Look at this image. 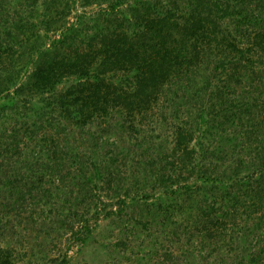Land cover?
<instances>
[{"label": "trees", "instance_id": "trees-1", "mask_svg": "<svg viewBox=\"0 0 264 264\" xmlns=\"http://www.w3.org/2000/svg\"><path fill=\"white\" fill-rule=\"evenodd\" d=\"M78 2L97 3L101 11H76L73 20L59 23L58 9L67 17ZM122 3L34 0L41 12L32 27L43 24L54 36L38 45L37 31L27 46L23 24L17 47L9 38L0 41V63L15 60L21 76L10 89L0 65V94L48 92L47 107L59 124L96 132L138 124L136 116L146 112H175L181 99L185 111L166 146L171 160L157 172L170 197L151 201L152 213L135 225L146 226L149 239L159 236L160 226L171 241L184 234L198 246L192 255L204 257L200 249H209V264H264V16L234 11L229 0ZM53 138L62 144L60 134ZM96 138L93 177L120 196L122 211L124 165L113 158L114 142ZM118 210L100 209L103 216ZM77 222L80 229L73 232L84 241L93 226L83 216Z\"/></svg>", "mask_w": 264, "mask_h": 264}, {"label": "rangeland", "instance_id": "rangeland-1", "mask_svg": "<svg viewBox=\"0 0 264 264\" xmlns=\"http://www.w3.org/2000/svg\"><path fill=\"white\" fill-rule=\"evenodd\" d=\"M139 1L123 0L122 4L128 8ZM229 1L234 11L264 16V0ZM76 9L67 17L58 9L55 18L64 23L73 20L76 11L86 9L88 15L101 11L97 3L83 7L78 2ZM40 12L34 0H0V41L9 38L10 44L17 47L21 38L15 35L16 30H22L24 24L25 38H30L25 40L27 46H31L37 31V44L48 45L54 33L46 34L43 24L32 27ZM15 63L8 59L0 63L7 71L2 77L10 76L5 84L10 89L21 79ZM66 84L64 79L59 91ZM48 95L0 94V264H63L65 257L68 264H209V256L205 258L209 249H200L205 251L204 257L202 252L192 255L198 246L184 234L171 241L170 235L164 237L166 228L160 226L159 236L149 239L146 226L135 225L152 213L151 201L170 197V192L164 194L166 184L157 172L171 160L167 140H171V129L185 111L182 100L177 99L175 112H146L136 116L138 124L121 129L119 123L98 127L97 132L94 127L69 131L64 123L59 124V115L47 107ZM125 117L128 121L134 119L132 114ZM224 127L231 130L229 125ZM58 134L65 145L53 138ZM97 135L114 142L113 158L124 165L121 192H126V205L122 211L118 210L120 196L96 175L93 177V163L99 152ZM101 208L118 211L103 216ZM82 216L93 226L84 241L73 232L80 229L77 219ZM176 217L178 223L186 224Z\"/></svg>", "mask_w": 264, "mask_h": 264}]
</instances>
